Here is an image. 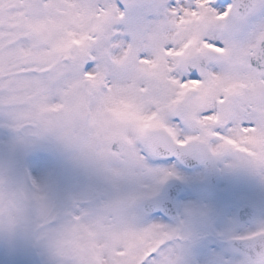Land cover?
Masks as SVG:
<instances>
[{
	"label": "snow or ice",
	"instance_id": "snow-or-ice-1",
	"mask_svg": "<svg viewBox=\"0 0 264 264\" xmlns=\"http://www.w3.org/2000/svg\"><path fill=\"white\" fill-rule=\"evenodd\" d=\"M52 3L21 0V8L43 15ZM93 11L111 16L108 40L119 41L118 52L132 63L146 68L163 59L173 66L166 89L218 77L225 89L238 82L242 94L217 91L195 113L197 122H208L200 126L167 106L170 95L138 81L137 93L157 101L145 114L157 112L172 135L153 144L130 134V145L97 149L48 113L67 73L0 64V264H264V199L231 183L264 192V0H96ZM196 17L208 27L188 49L187 63L175 59L187 37L164 42L155 54L137 44L141 29ZM15 48L23 50V41ZM11 50L0 47V57ZM110 63L90 49L77 75L83 81ZM123 82L113 64L100 92ZM212 177L229 183L213 186ZM172 184L195 198L169 195ZM105 224L131 233L133 243L125 237L105 246L96 239Z\"/></svg>",
	"mask_w": 264,
	"mask_h": 264
},
{
	"label": "rangeland",
	"instance_id": "rangeland-1",
	"mask_svg": "<svg viewBox=\"0 0 264 264\" xmlns=\"http://www.w3.org/2000/svg\"><path fill=\"white\" fill-rule=\"evenodd\" d=\"M95 3L96 0H53L46 14L37 15L23 10L21 0H0V47L12 48L4 57H0V64L11 69L22 62L35 63L57 69V76L67 73V79L63 81L65 87L56 97L58 102L48 109V113L51 117H58L59 123L75 138L84 136L99 149L111 148L116 139L122 140L124 145H130V134L146 138L151 129L164 130L172 135L164 128L162 117L157 112L145 114L148 105L157 101L138 94L134 89V80L144 75L150 76L146 83L158 87L162 95L171 96L167 106L170 109L179 107L188 124L199 123L204 126L208 123L197 122L194 116L209 103L217 91H226L230 96L242 94L238 82L225 89L218 77H211L205 84H189L175 92L166 89L165 85L170 83L166 73L173 66L160 59L153 60L145 68L132 63L128 52L119 53V41L112 43L108 40L112 18L108 13L96 15L93 11ZM207 27L208 24L202 17L192 18L183 24L157 23L150 29H141L137 44L155 54L160 51L164 42L187 37V44L175 58L182 65L193 56L188 49L192 48L198 34ZM19 40L23 41V50L15 48ZM90 49H94L98 56L110 57L112 63L100 65L94 76L82 81L77 75V69L89 56ZM114 51H117L116 55H113ZM200 51L195 49L197 54ZM113 64L119 66L125 74V82L118 83L108 93H101L100 86L104 83L105 76L112 73ZM28 86L30 85L23 87ZM244 142L258 141L256 138L242 137L241 143ZM232 146L237 147L236 144ZM226 183L229 181H219L218 186L222 187ZM231 183L252 200L264 199V192L254 185L242 181ZM180 197L195 198L187 195L185 189ZM125 237L129 243H133L131 233L105 230L104 226L96 233V239L105 246Z\"/></svg>",
	"mask_w": 264,
	"mask_h": 264
},
{
	"label": "water",
	"instance_id": "water-1",
	"mask_svg": "<svg viewBox=\"0 0 264 264\" xmlns=\"http://www.w3.org/2000/svg\"><path fill=\"white\" fill-rule=\"evenodd\" d=\"M191 59H189V61ZM165 136H168V135L166 133L162 132V131L153 130V131L150 132V134L148 136V139H150L151 142L153 144H155V143L162 142L164 140ZM121 144H123V142L121 140H115L112 143V147L115 146V145H121ZM216 181H217V178L216 177H212L211 180H210V184L213 185V186H216ZM181 190H182V186L178 185V184H172V185H169L166 188L167 193L169 195H173V196H178L179 193L181 192Z\"/></svg>",
	"mask_w": 264,
	"mask_h": 264
},
{
	"label": "bare ground",
	"instance_id": "bare-ground-1",
	"mask_svg": "<svg viewBox=\"0 0 264 264\" xmlns=\"http://www.w3.org/2000/svg\"><path fill=\"white\" fill-rule=\"evenodd\" d=\"M150 48V47H149ZM143 49H144V47H143ZM145 49H148V48H145ZM148 78H150V76H143L142 78H137V79H135L134 80V82H133V85H134V89H135V84L138 82V81H149V79ZM238 88L239 89H241L242 88V86L239 84V86H238ZM104 229L105 230H113L112 228H110V227H108L106 224H105V226H104Z\"/></svg>",
	"mask_w": 264,
	"mask_h": 264
}]
</instances>
